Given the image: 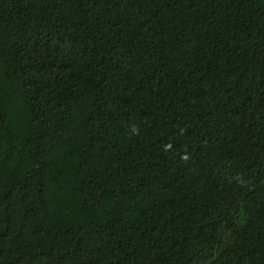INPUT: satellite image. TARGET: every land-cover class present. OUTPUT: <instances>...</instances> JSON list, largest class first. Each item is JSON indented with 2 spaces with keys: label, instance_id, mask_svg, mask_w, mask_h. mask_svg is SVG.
Returning a JSON list of instances; mask_svg holds the SVG:
<instances>
[{
  "label": "trees",
  "instance_id": "trees-1",
  "mask_svg": "<svg viewBox=\"0 0 264 264\" xmlns=\"http://www.w3.org/2000/svg\"><path fill=\"white\" fill-rule=\"evenodd\" d=\"M0 264H264V0H0Z\"/></svg>",
  "mask_w": 264,
  "mask_h": 264
}]
</instances>
